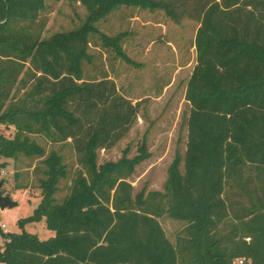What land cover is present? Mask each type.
<instances>
[{
    "label": "trees",
    "instance_id": "16d2710c",
    "mask_svg": "<svg viewBox=\"0 0 264 264\" xmlns=\"http://www.w3.org/2000/svg\"><path fill=\"white\" fill-rule=\"evenodd\" d=\"M80 3L79 28L48 39L17 29L34 22L45 0H0V156L38 155L41 200L27 223L46 219L55 232L3 233V264H264V0H51ZM162 10L176 22L199 21L196 65L187 82L190 105L184 156L176 151L164 191L135 194L128 180L151 157L146 143L117 161L98 162L139 117V103L114 81L86 80L90 37L124 61L126 33L108 37L96 24L117 9ZM30 135L59 144L71 140L79 169L58 201L68 166ZM183 166V170L182 167ZM21 188V187H18ZM164 216L184 223L171 241Z\"/></svg>",
    "mask_w": 264,
    "mask_h": 264
},
{
    "label": "rangeland",
    "instance_id": "374dc122",
    "mask_svg": "<svg viewBox=\"0 0 264 264\" xmlns=\"http://www.w3.org/2000/svg\"><path fill=\"white\" fill-rule=\"evenodd\" d=\"M149 12L140 8H121L96 24L99 32L108 37L130 33V36L123 39L121 47L133 64L124 61L111 47H103L100 36L93 34L89 50L92 61L83 65L86 80L108 78L115 82L123 97L133 104L139 103V117L130 132L113 148L98 151V162L102 164L119 160L127 147L130 148L128 157L133 158L138 154L141 144L146 143L151 157L137 166L128 179L135 188V194L142 190L146 194L150 191L163 192L168 168L176 151L182 156L186 152V125L190 105L185 94L187 82L196 65L194 44L200 26L198 20L188 17L176 22L162 10L158 15L166 25L164 34L159 30L144 29L141 22L132 25L133 21L128 19L135 16L142 21L154 19ZM87 16V10L79 3L45 0V9L40 11L38 18L34 22H17V29L48 39L56 33L79 28ZM143 35L156 41L148 50L141 48L140 37ZM15 133L14 126L0 123V135L5 139H13ZM30 139L42 147L47 155L52 151L58 152L68 166V177L61 181L56 196L60 202L69 193V187L79 169L73 144L71 140L53 144L41 135H30ZM41 159L38 155L29 157L25 153H19L16 157L0 156L1 181H4L2 192L17 203L14 208L0 209V229L3 233L27 232L37 235L40 240L55 236V232L47 228L45 218L24 226L19 223L33 214L41 200ZM181 168L183 170V166ZM160 222L168 238L174 242L175 234L183 224L167 216L162 217ZM4 245L5 239L0 233V248ZM234 264L239 263L236 261Z\"/></svg>",
    "mask_w": 264,
    "mask_h": 264
},
{
    "label": "crops",
    "instance_id": "0c3cea01",
    "mask_svg": "<svg viewBox=\"0 0 264 264\" xmlns=\"http://www.w3.org/2000/svg\"><path fill=\"white\" fill-rule=\"evenodd\" d=\"M80 4V3H79ZM121 8H124V7H121ZM121 8H119V9H117L116 11H118V10H120ZM116 11H114L113 13H111L110 14V16H112V14H114ZM161 10H156V11H150L149 13L151 14V16L152 17H154V19H152V20H148V19H146L145 21H142L140 18H138V16H135V17H130V18H128V19H130L131 21H133L132 22V25H133V23L134 22H141V25L143 26V28L144 29H149V30H152V31H162L163 32V34H164V32H165V28H166V25L161 21V18H160V16L158 15V13L160 12ZM155 14H157V15H155ZM144 31V30H143ZM130 33L129 32H126V37L125 38H127L128 36H130L129 35ZM148 37H150V33H148ZM146 35H143V37H140L141 38V48L143 49H150V47L151 46H153L154 45V43L156 42L155 40H151V39H149ZM124 38V39H125ZM147 38L149 39V43H147L148 42V40H147ZM137 40V39H136ZM146 40H147V42H146ZM138 42V41H137ZM136 42V43H137ZM139 42V43H140ZM166 87H168V86H166ZM187 134H188V132H187ZM40 203V202H39ZM174 221V220H173ZM176 222H178V221H176ZM181 224H183V226H184V223H182V222H180ZM3 228H5V226L3 225L2 226ZM237 260H235L234 261V263L236 262ZM245 261V263L244 264H250V262L249 261H247V260H244Z\"/></svg>",
    "mask_w": 264,
    "mask_h": 264
},
{
    "label": "water",
    "instance_id": "95a60500",
    "mask_svg": "<svg viewBox=\"0 0 264 264\" xmlns=\"http://www.w3.org/2000/svg\"><path fill=\"white\" fill-rule=\"evenodd\" d=\"M4 185V181H0V209L5 210L8 208H14L17 206V203L11 199V197L4 195L2 192V188Z\"/></svg>",
    "mask_w": 264,
    "mask_h": 264
},
{
    "label": "built area",
    "instance_id": "2783aa9c",
    "mask_svg": "<svg viewBox=\"0 0 264 264\" xmlns=\"http://www.w3.org/2000/svg\"><path fill=\"white\" fill-rule=\"evenodd\" d=\"M0 181H1V173H0ZM237 261H238L239 264H244L245 263L244 259H238Z\"/></svg>",
    "mask_w": 264,
    "mask_h": 264
}]
</instances>
